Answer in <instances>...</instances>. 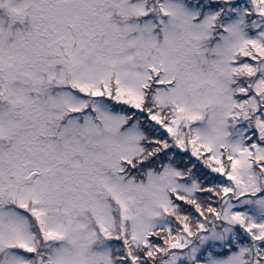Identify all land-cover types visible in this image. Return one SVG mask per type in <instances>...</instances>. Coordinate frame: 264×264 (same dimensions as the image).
Here are the masks:
<instances>
[{
	"label": "snow or ice",
	"instance_id": "snow-or-ice-1",
	"mask_svg": "<svg viewBox=\"0 0 264 264\" xmlns=\"http://www.w3.org/2000/svg\"><path fill=\"white\" fill-rule=\"evenodd\" d=\"M0 264H264V0H0Z\"/></svg>",
	"mask_w": 264,
	"mask_h": 264
}]
</instances>
